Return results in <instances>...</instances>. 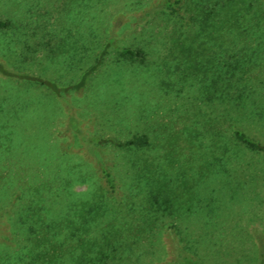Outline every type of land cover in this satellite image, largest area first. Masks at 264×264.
Segmentation results:
<instances>
[{
  "label": "rangeland",
  "instance_id": "374dc122",
  "mask_svg": "<svg viewBox=\"0 0 264 264\" xmlns=\"http://www.w3.org/2000/svg\"><path fill=\"white\" fill-rule=\"evenodd\" d=\"M160 1L0 0V207H21L22 193L35 195L48 211L37 206L32 216L61 221L67 203L95 194L103 166L114 175L116 198L102 219L127 232L126 220L147 206L140 195L147 182L176 195L175 210H154L161 216L154 236L126 251L123 264H180L174 257L189 239L203 260L197 264H264V153L232 132L264 145V38L229 36L219 45L222 38H196L193 25L178 37L165 15H153ZM176 39L192 46L190 56ZM136 46L144 63L121 58L120 49ZM225 46L251 58L220 100L208 95L207 68ZM138 134L149 146L87 141ZM144 160L151 172L137 181L132 175Z\"/></svg>",
  "mask_w": 264,
  "mask_h": 264
},
{
  "label": "trees",
  "instance_id": "16d2710c",
  "mask_svg": "<svg viewBox=\"0 0 264 264\" xmlns=\"http://www.w3.org/2000/svg\"><path fill=\"white\" fill-rule=\"evenodd\" d=\"M154 5L153 15H165L169 23L174 25L173 32L180 34H177L178 37L182 35L181 32L186 27L190 28L193 25L195 27L193 34L196 38L201 36L222 38L219 45H224L226 37L229 36L234 41L236 38L245 36L264 38V0H192L189 3H184V0H163ZM185 12L188 13V19L184 16ZM4 26L6 22H0V28ZM176 42L177 49L179 48L181 52L187 50L188 56L191 55L192 52L189 49L192 46L185 49L183 43H179L177 39ZM119 51L121 58L125 60L139 63H144L146 60L145 50L141 46L123 47ZM241 52L230 50L225 46L216 53V63L213 64L215 72L213 66L208 65L207 68L213 71L207 87L209 96H216V99L222 100L228 95L230 83L234 85L242 78L243 67L247 65L246 62L251 56L248 60L247 57L239 58L245 51L240 54ZM255 53L257 49L250 50V54ZM232 57H235V60L230 61ZM9 75L17 77V74L9 73ZM236 90V99H241L242 91L239 88ZM232 132L236 140L245 148L264 153V145L244 134V131L233 127ZM87 138L89 143H109L128 150L142 149L150 144L147 134L133 135L124 141L108 140L97 136ZM147 163V160L143 161V168L134 172L133 179L148 181L147 172L151 171ZM97 175L98 190L95 194L88 196L90 199L84 200L83 203L81 201L79 204L70 202L65 205L64 212L61 213L62 217H65L63 219L66 221L65 224L61 222L62 219L60 221L53 216L33 217L37 215V206L39 210L46 211L45 213L48 211L47 206L42 202L39 203V198L35 195L30 197L24 193L23 198L22 193L17 199H23L21 207L15 204L16 201L7 203L6 207H0V247L5 249L0 256V264H15L16 259L21 261V264H123L126 251H132L133 247L141 244L142 240L150 241L154 236V230L159 226L157 221L161 218L160 215L153 213L154 210L155 212L169 211V213L175 210L172 201V197H176L175 193L169 189L166 190L162 185L153 186V182H147L149 185L146 189L143 188L140 194L147 206L138 212V217L132 215L130 221L126 220L129 230L127 232L120 228V223L115 219L110 217L102 219L110 209L107 201H114L116 198V184L113 173L103 166H99ZM2 189L4 190V185L1 183L0 190ZM33 192L38 195L39 189L35 188ZM69 193L85 195L87 190L82 192L71 190ZM58 194L64 193L59 191ZM75 212H78V216ZM133 220L138 228L132 233L131 228L135 224ZM3 222L6 224L3 225ZM191 241L190 239L186 241L190 243V247L182 244L181 252L174 257V259L178 257L180 264L192 262L197 264L203 261L196 250L198 247Z\"/></svg>",
  "mask_w": 264,
  "mask_h": 264
}]
</instances>
